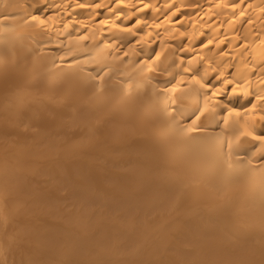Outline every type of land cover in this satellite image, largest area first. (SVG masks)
Returning <instances> with one entry per match:
<instances>
[{
  "label": "bare ground",
  "instance_id": "1",
  "mask_svg": "<svg viewBox=\"0 0 264 264\" xmlns=\"http://www.w3.org/2000/svg\"><path fill=\"white\" fill-rule=\"evenodd\" d=\"M264 0H0V264H264Z\"/></svg>",
  "mask_w": 264,
  "mask_h": 264
},
{
  "label": "snow or ice",
  "instance_id": "2",
  "mask_svg": "<svg viewBox=\"0 0 264 264\" xmlns=\"http://www.w3.org/2000/svg\"><path fill=\"white\" fill-rule=\"evenodd\" d=\"M256 139L264 141V136H257Z\"/></svg>",
  "mask_w": 264,
  "mask_h": 264
}]
</instances>
